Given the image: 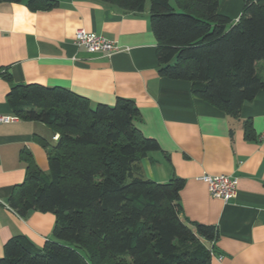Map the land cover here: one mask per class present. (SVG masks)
Returning <instances> with one entry per match:
<instances>
[{
	"label": "trees",
	"instance_id": "16d2710c",
	"mask_svg": "<svg viewBox=\"0 0 264 264\" xmlns=\"http://www.w3.org/2000/svg\"><path fill=\"white\" fill-rule=\"evenodd\" d=\"M22 0H0V3ZM140 13L148 0H90ZM32 11L55 0H27ZM219 0H149L159 77L190 84L197 97L237 118L264 91V0H246L236 23L218 12ZM10 81V76H6ZM6 101L14 116L47 126L57 141L47 144L48 171L31 156L14 186L9 208L19 217L52 213V240L42 249L16 237L3 247L0 264H210L215 226L187 224L180 193L185 181L141 177L136 163L159 150L136 127L132 100L92 106L61 87L11 85ZM245 136L249 125L244 124ZM24 152L22 158L24 159Z\"/></svg>",
	"mask_w": 264,
	"mask_h": 264
},
{
	"label": "crops",
	"instance_id": "0c3cea01",
	"mask_svg": "<svg viewBox=\"0 0 264 264\" xmlns=\"http://www.w3.org/2000/svg\"><path fill=\"white\" fill-rule=\"evenodd\" d=\"M26 1L0 3V116L15 118L0 123V258L12 238L38 249L52 240V213L33 211L22 218L7 202L25 178L29 156L48 171L41 140L53 145L58 139L41 123L17 119L7 104L11 85L37 84L67 89L92 106L132 100L140 113L136 127L159 146L135 166L156 183L172 176L185 181V222L218 230V240L206 244L215 253L210 264H264V91L234 119L194 97L188 82L159 77L147 2L143 12L129 13L90 0H55L52 9L32 11ZM245 1L219 0L218 12L234 24ZM78 29L114 41L120 50L87 53L74 44ZM202 175L236 178L235 197L226 203L211 197L198 180Z\"/></svg>",
	"mask_w": 264,
	"mask_h": 264
},
{
	"label": "built area",
	"instance_id": "2783aa9c",
	"mask_svg": "<svg viewBox=\"0 0 264 264\" xmlns=\"http://www.w3.org/2000/svg\"><path fill=\"white\" fill-rule=\"evenodd\" d=\"M75 46L82 48L87 53H101L104 55H111L120 50L116 42L110 41L102 36L96 34H89L83 29H78L75 32ZM15 118L0 116V123H10ZM198 180L203 181L208 188L211 197L219 199L223 202H228L235 197L238 181L232 176L219 175L209 176L202 175ZM221 260V257H216Z\"/></svg>",
	"mask_w": 264,
	"mask_h": 264
},
{
	"label": "rangeland",
	"instance_id": "374dc122",
	"mask_svg": "<svg viewBox=\"0 0 264 264\" xmlns=\"http://www.w3.org/2000/svg\"><path fill=\"white\" fill-rule=\"evenodd\" d=\"M147 4L149 5V0L147 1ZM259 64H260V65L258 66V72H259L260 74H262L263 77H264V71H262V70L260 69V67L262 66V63L260 62Z\"/></svg>",
	"mask_w": 264,
	"mask_h": 264
}]
</instances>
